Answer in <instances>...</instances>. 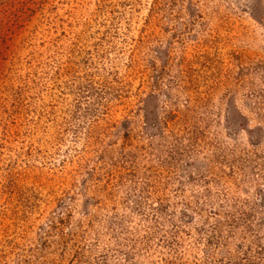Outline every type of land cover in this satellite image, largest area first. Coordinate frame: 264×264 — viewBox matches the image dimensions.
I'll use <instances>...</instances> for the list:
<instances>
[{"label": "rangeland", "instance_id": "374dc122", "mask_svg": "<svg viewBox=\"0 0 264 264\" xmlns=\"http://www.w3.org/2000/svg\"><path fill=\"white\" fill-rule=\"evenodd\" d=\"M208 252L264 264V0H0V264Z\"/></svg>", "mask_w": 264, "mask_h": 264}, {"label": "trees", "instance_id": "16d2710c", "mask_svg": "<svg viewBox=\"0 0 264 264\" xmlns=\"http://www.w3.org/2000/svg\"><path fill=\"white\" fill-rule=\"evenodd\" d=\"M146 194L150 195V192H147ZM161 208H162V206H161ZM161 212H164L163 209H161ZM215 221H216V223L210 229V231H211L210 233H212V235L209 236L208 243L213 244V245H218V244H220V239H219L220 237L216 236V234L220 233L221 227L223 226V223L220 222L218 219ZM174 241L175 240H173V242ZM173 242H168V244L171 243V245H173ZM171 245H169V246L172 248L173 246H171ZM207 258L208 259L206 261H204L202 264H250L249 262H247V259L245 257H238V260L234 261L232 256H230V254L225 256L223 259L217 260L213 257L212 253L208 252ZM178 260H179L178 256L175 255V256H172L170 258L165 259L164 264H178L179 263Z\"/></svg>", "mask_w": 264, "mask_h": 264}]
</instances>
